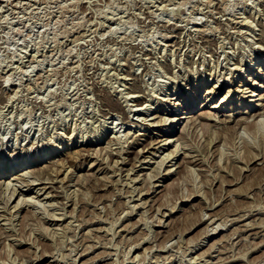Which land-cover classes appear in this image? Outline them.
I'll list each match as a JSON object with an SVG mask.
<instances>
[{
	"label": "rangeland",
	"instance_id": "374dc122",
	"mask_svg": "<svg viewBox=\"0 0 264 264\" xmlns=\"http://www.w3.org/2000/svg\"><path fill=\"white\" fill-rule=\"evenodd\" d=\"M263 64L264 0H0V168L62 153L27 168L42 184L4 187L0 264H264V125L208 109L264 85ZM216 85L197 114L224 123L199 119L163 164L176 103Z\"/></svg>",
	"mask_w": 264,
	"mask_h": 264
},
{
	"label": "bare ground",
	"instance_id": "6f19581e",
	"mask_svg": "<svg viewBox=\"0 0 264 264\" xmlns=\"http://www.w3.org/2000/svg\"><path fill=\"white\" fill-rule=\"evenodd\" d=\"M33 7V6H32ZM252 67H253V65H252ZM252 67H250V68H248L247 70H245V72H249V73H251V70H252ZM258 72L259 73H261L263 76H264V64H263V66L261 67H259L258 68ZM248 74V73H247ZM246 75V74H245ZM241 78H242V76H241ZM250 78V77H249ZM241 80H243V79H240V83H242V81ZM232 84H234L235 82L233 81V82H231ZM239 84V83H238ZM242 85V84H241ZM249 85H251V87L252 88H254L253 90H250L249 88L250 87H244V88H242L243 89V91L241 92L240 90H239V92H241V97H239V105H237V107H233V104L230 106V107H226V104H225V102H227V101H225V102H221V103H215V104H212V105H210L209 107H208V109L209 110H219L220 112H237V114L238 115H249V116H242V118L241 117H239L240 119H238L237 120V123L239 124V123H241L242 125H245L246 127H244V131H245V133H247V132H249L250 133V131L249 130H252L253 128L254 129H258L259 127H261V126H263L264 125V121L263 120H261L260 119V121H259V119H258V121H256L257 119H255V120H252L251 122H250V118H252V117H256V115H258L257 117H262L263 116V114H261V113H259V114H256V113H254L255 111H258V110H264V103L262 104V103H257L256 101H264V95H261L260 96V94H256V88L255 87H259V88H264V85H262L261 83H259L258 81H257V79H254V80H252V82L249 84ZM217 89H219V86L218 85H216V86H214L213 87V90L212 91H210L209 90V94H207V96H206V98H205V100H202V103L201 104H198V105H196V103H197V100L198 99H200V95H199V92L198 91H196L195 92V94L194 95H196V94H198L199 96L198 97H196V96H194L193 98H190V99H194L195 97V99H194V101L192 102L191 100L189 101L188 99L186 100V99H181L182 101L180 102L179 101V103L177 104L176 103V105H179L180 106V108L181 109H183L185 112L184 113H182L183 115H181V116H176L175 117V119H173V123H175V124H177V125H179L180 124V122L181 121H183L182 122V124H184V122H185V125H184V128L182 129V134H183V136H180V137H178L177 139H175V137H168L166 140H165V142L161 145V146H159L160 148H158L157 150H163L164 148H166V147H168V148H170V147H172V143H173V145L176 147V149L174 150V149H172L174 152L172 153V151H171V154L170 155H165V157H163L162 159H163V164L165 163V161L166 160H170L169 161V163H171L173 160H175L176 159V157L178 156V154H179V150H178V148L179 147H183L184 146V149L186 150V151H193L191 148H189V147H187V146H189L188 145V135H187V133L188 132H190V131H192L194 134L195 133H197L198 134V132H196V130H194V129H197L198 128V126H196V123L198 122V120L199 119H201V120H207V121H214L215 122V124H217V123H220V124H223L224 122L223 121H221V120H217V118H218V114H211V113H209V115H201L202 113H200L199 112V114H197L198 113V111H201V110H203L204 108H206L208 105H209V102L211 101L210 100V97H211V95L212 94H216V90ZM199 90V89H198ZM232 92V90L231 91H228V93H231ZM134 96V95H133ZM250 98V99H249ZM244 99H249L248 101H249V103L246 105L245 104V106H244ZM254 102H256V104L254 103ZM141 105V104H140ZM175 105V104H174ZM256 107H259L257 110H256ZM147 110V108L146 107H142L141 109H140V111H141V113L140 114H142L143 115V111H146ZM208 112V111H207ZM205 113V112H204ZM254 113V114H253ZM196 114H197V116H196ZM196 116V117H195ZM231 116H232V114H230L228 117H230L231 118ZM215 117V118H214ZM153 119H152V121H156L157 119H159V121H157V122H154V123H152L151 125H152V127H157V125L158 124H160L161 122H163L162 120L163 119H161V118H163V117H158V116H153L152 117ZM146 121V120H145ZM221 121V122H220ZM235 120H233V122H234ZM232 122V120H229V121H227V122H225V123H231ZM164 123V122H163ZM162 123V124H163ZM236 123V122H235ZM236 123V124H237ZM112 124V123H111ZM219 124V125H220ZM237 124V125H238ZM200 126H201V130L200 131H202V132H206V131H204V130H206V129H209L210 127H211V125H208V124H202L201 125V123L199 124ZM237 125H235V127L237 126ZM214 127H216V126H214ZM181 128H182V126H181ZM230 128V127H229ZM263 128H264V126H263ZM174 129V128H173ZM193 129V130H192ZM213 129V128H212ZM225 129H226V127H225ZM232 129V128H231ZM260 129V128H259ZM262 129V128H261ZM105 130V129H104ZM198 130V129H197ZM232 130H234V129H232ZM121 131V130H120ZM119 131V132H120ZM235 131V130H234ZM258 131V130H257ZM260 131V133H261V130H259ZM162 132V131H161ZM174 132V131H173ZM173 132H171V133H173ZM209 132V131H208ZM235 132H238L237 130L235 131ZM240 132V131H239ZM168 133H170V132H168ZM192 133V134H193ZM242 133V132H241ZM252 133H255V132H252ZM104 134V133H103ZM129 134H131L130 132H127V136L129 135ZM214 134V133H213ZM231 134H233V131H231L230 129H228V132L226 133V136L224 135L223 137H224V143H223V146L225 147V146H227V147H229L228 145H230V144H234V140L232 141V139L233 138H235L234 136H236L235 134H234V136H231ZM256 134V133H255ZM106 135V134H105ZM146 134H139V136H145ZM212 135V134H211ZM214 135H216V134H214ZM239 135H242V134H239ZM244 135V134H243ZM257 135V134H256ZM260 135H262V134H260ZM138 136V137H139ZM194 136V135H193ZM217 136V135H216ZM263 136V135H262ZM212 137H214V136H212ZM231 137H233L232 139H231ZM239 137V136H238ZM245 136H242V138H244ZM250 137V136H249ZM254 137H255V135H254ZM258 137V136H257ZM259 138V137H258ZM262 138V137H261ZM102 139V137H98L97 138V144H99L100 143V140ZM217 139V138H216ZM236 139V138H235ZM263 139V138H262ZM119 140H121V139H119ZM245 140H248V139H245ZM118 141V140H117ZM117 141H115V142H117ZM244 142V140H241V142ZM252 141V140H251ZM255 141V140H254ZM211 142V141H210ZM215 142V141H214ZM256 142V141H255ZM95 143V142H94ZM245 143H246V141H245ZM243 144V145H245L244 146V148L247 146L246 144ZM251 143L252 142H248V144L249 145H251ZM112 144L114 145V143L112 142ZM111 144V145H112ZM232 144V145H233ZM255 144V143H254ZM253 144V147L255 146ZM259 144V143H258ZM78 145V144H77ZM82 145H85L84 144V141H81V146ZM153 144H151V146H152ZM183 145V146H182ZM237 145V144H236ZM241 145V144H240ZM248 145V146H249ZM257 145V144H256ZM261 145V144H260ZM222 146V147H223ZM231 146V145H230ZM247 146V147H248ZM187 147V148H186ZM237 147H239V146H237ZM251 147V146H250ZM257 147V148H256ZM255 148L256 149H259L258 147L259 146H256ZM81 148V147H80ZM109 148H111L110 147V144H109V146H108V148H106V150H109ZM233 148V147H232ZM255 148H253V150L255 149ZM56 149V148H55ZM63 149V151H65V153H66V150L64 149V148H62ZM102 149V148H101ZM243 149V148H242ZM246 149L247 148H245V151H246ZM248 149H249V147H248ZM248 149H247V152H248ZM252 149V148H251ZM105 150V149H104ZM111 150H112V148H111ZM110 150V151H111ZM183 150V149H182ZM240 150V149H239ZM250 150V149H249ZM253 150H251V151H253ZM60 151H61V148L60 147H58L57 148V151H54V150H52L51 152H47V153H44V154H41V155H39L38 157H35L33 160H31V162H29V161H23L22 163H19V164H17V165H7V166H4V167H2V168H0V196L2 195V194H4L3 192H4V187H5V192H13L12 194L14 195V193H16V192H18L19 190H21V192H24L23 190H22V186L23 185H25V186H23V187H27V190H26V192L28 191V190H30L34 185L35 186H37V185H40V184H42L41 182H43V178H45V172H48V171H45L44 169L43 170H39V171H36V170H30V169H27V168H29V167H31V166H33V165H37L38 163H42V162H45V161H49V159H51L52 157H55V156H57V155H62V153H60ZM76 151V150H75ZM81 151H85L86 153H87V150H84V149H82ZM90 151V150H89ZM95 151V150H94ZM255 151V150H254ZM111 152H113V150L111 151ZM160 152V151H159ZM65 153H63V154H65ZM79 153H82V152H78L77 154L79 155ZM95 153V152H94ZM93 153V154H94ZM98 153V152H97ZM231 153V152H230ZM250 153H252V152H250ZM250 153H246V155H248V154H250ZM73 154V153H72ZM76 154V155H77ZM83 154V153H82ZM89 154V153H88ZM91 154H92V152H91ZM90 154V155H91ZM111 154V153H110ZM109 154V155H110ZM254 154V153H253ZM81 155V154H80ZM87 155V154H86ZM90 155H87V156H90ZM95 155H96V153H95ZM111 155H113V154H111ZM228 155V154H227ZM66 156V155H65ZM71 156V155H70ZM74 156V155H73ZM82 156V155H81ZM83 156H84V154H83ZM93 156V155H92ZM79 157V156H78ZM77 156H76V158H78ZM243 157H244V155H243ZM246 157V156H245ZM249 156H247L246 158H248ZM253 157H255V156H253ZM70 158V157H69ZM74 158H75V156H74ZM108 158V157H107ZM193 158V157H192ZM197 158V157H196ZM202 158V157H201ZM236 158H237V155H236ZM193 159H195V158H193ZM239 159V158H238ZM237 159V160H238ZM251 159V158H250ZM221 160V159H220ZM229 160V159H228ZM194 161V160H193ZM240 161V160H239ZM148 163H150V162H148ZM162 164V165H163ZM172 166V165H171ZM20 168H24V171H21L20 173H18V172H15V171H17L18 169H20ZM174 168V166H172V168L165 174V175H173V173L175 172V170L173 169ZM35 171H36V173H35ZM53 174V173H52ZM52 174H48V175H51L52 176ZM15 177H14V176ZM16 175H18L19 177H16ZM42 175H44V177H41ZM10 178H13V181H16L17 183H12L11 181H10ZM29 178H34V181H32V182H30V179ZM49 178H50V176L47 178L46 177V179L45 180H49ZM7 179H9V181H6ZM52 181V180H51ZM135 181H137V180H135ZM53 182V181H52ZM49 183V182H48ZM155 187H157V185H155ZM45 189V188H44ZM20 193V192H19ZM34 193V192H33ZM35 194L36 195H40V193L39 192H35ZM42 195V194H41ZM26 195L24 194H22V199H20V201H18V205H20V210L23 208V207H25V206H29V207H31L32 205H33V203H35V200L34 199H32V198H26L25 197ZM1 198V197H0ZM33 198H35V197H33ZM47 198H48V196H47ZM9 199V198H8ZM11 199V198H10ZM10 199H9V201H10ZM36 199H38L37 197H36ZM34 200V201H33ZM8 201V202H9ZM37 204H38V202H37ZM18 205H16V207L18 206ZM35 205V204H34ZM15 207V208H16ZM19 207V206H18ZM17 207V208H18ZM5 208V207H4ZM54 215V214H53ZM59 218V217H58ZM62 218V217H61ZM55 219H56V217H55ZM60 219V218H59ZM58 219V220H59ZM27 227V226H26ZM218 229V228H217ZM11 231V230H10ZM15 232H16V230H14ZM109 231V230H108ZM17 259V258H16Z\"/></svg>",
	"mask_w": 264,
	"mask_h": 264
}]
</instances>
